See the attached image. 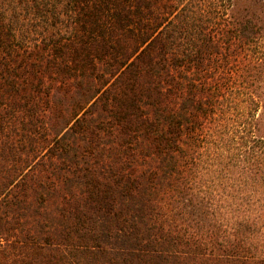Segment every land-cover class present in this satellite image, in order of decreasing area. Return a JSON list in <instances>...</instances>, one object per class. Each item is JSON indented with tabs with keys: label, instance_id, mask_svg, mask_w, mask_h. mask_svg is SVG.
<instances>
[{
	"label": "trees",
	"instance_id": "16d2710c",
	"mask_svg": "<svg viewBox=\"0 0 264 264\" xmlns=\"http://www.w3.org/2000/svg\"><path fill=\"white\" fill-rule=\"evenodd\" d=\"M0 264H264V0H0Z\"/></svg>",
	"mask_w": 264,
	"mask_h": 264
}]
</instances>
